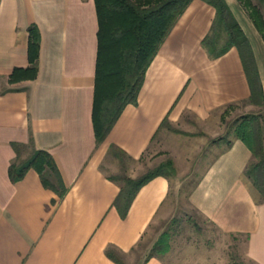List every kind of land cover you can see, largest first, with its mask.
Wrapping results in <instances>:
<instances>
[{
    "label": "crops",
    "instance_id": "crops-1",
    "mask_svg": "<svg viewBox=\"0 0 264 264\" xmlns=\"http://www.w3.org/2000/svg\"><path fill=\"white\" fill-rule=\"evenodd\" d=\"M225 2L250 42L264 92V41L238 0ZM214 17L207 2L188 4L148 66L137 105H127L97 144L94 0H0V264H123L110 255L138 245L167 211L172 178L179 189L183 165L201 163L204 145L215 152L188 191L189 204L220 231L244 236L247 259L264 264V202L244 175L251 152L235 125L226 138L221 125L228 108L253 106L250 88L236 48L212 59L203 47ZM32 26L40 35L36 76L12 80L15 69L30 66ZM165 118L183 133L167 138ZM163 142L175 175L142 186L122 218L114 207L120 182L101 168L110 147L137 161ZM36 150L54 159L63 196L32 168L10 179L11 164ZM143 264L167 263L154 256Z\"/></svg>",
    "mask_w": 264,
    "mask_h": 264
},
{
    "label": "trees",
    "instance_id": "trees-1",
    "mask_svg": "<svg viewBox=\"0 0 264 264\" xmlns=\"http://www.w3.org/2000/svg\"><path fill=\"white\" fill-rule=\"evenodd\" d=\"M192 0H94L98 17V49L95 68L92 123L96 143L104 141L114 123L129 105H137L146 70L157 54L177 18ZM213 6L215 17L202 45L210 58H218L236 48L250 88L249 102L262 108L264 92L250 42L225 0H203ZM238 0L264 41V17L259 5L264 0ZM40 35L35 26L29 29L28 59L30 66L15 69L11 79H32L37 73ZM231 108V107H230ZM169 125L167 118L162 122ZM234 133L250 150L251 159L244 175L264 202V114L244 115L235 125ZM110 153L125 157L115 146ZM19 157V155H18ZM34 169L44 186L63 196L66 188L52 156L42 150L33 151L25 160L19 158L9 168L13 182ZM171 159L160 163L139 178L125 177L114 207L124 218L139 189L158 176L173 177ZM53 178V182L50 178ZM156 254L166 253L165 234L154 246ZM111 258L115 259L113 255ZM154 257L150 255L149 258ZM148 258V259H149Z\"/></svg>",
    "mask_w": 264,
    "mask_h": 264
},
{
    "label": "rangeland",
    "instance_id": "rangeland-1",
    "mask_svg": "<svg viewBox=\"0 0 264 264\" xmlns=\"http://www.w3.org/2000/svg\"><path fill=\"white\" fill-rule=\"evenodd\" d=\"M252 1L254 4L257 3L255 0ZM259 7L264 17V4H260ZM257 109L258 107L242 103L225 110L221 115V125L227 128V131L222 133L224 138L228 137V132L231 136L232 127L244 115L253 114ZM162 130L168 133L167 138L183 133L179 128L167 124L162 126ZM159 136H162L161 133L156 138ZM218 137L219 135L210 138L208 143ZM166 142L168 143L169 139ZM166 142L151 148L137 161L109 153L102 162L101 168L108 176L117 179L120 183L129 175L139 178L170 159L168 151L162 147ZM214 152H208L207 146L204 145L202 152L204 158L201 157V163L196 158L190 164L183 165L185 174L181 177L184 179L179 189L176 190V187L180 181L172 178L167 211L155 219L142 240L130 253L116 255V259L123 264H143L153 254L162 258L167 264H255L246 257L244 236L220 231L212 222L199 214L187 200L188 191L196 183ZM50 179L55 182L52 177ZM164 234L168 250L166 253L156 254L153 250L154 246Z\"/></svg>",
    "mask_w": 264,
    "mask_h": 264
}]
</instances>
